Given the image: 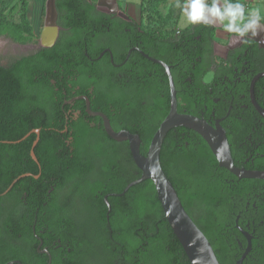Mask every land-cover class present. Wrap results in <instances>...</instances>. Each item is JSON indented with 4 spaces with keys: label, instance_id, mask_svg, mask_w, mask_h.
<instances>
[{
    "label": "flooded vegetation",
    "instance_id": "1",
    "mask_svg": "<svg viewBox=\"0 0 264 264\" xmlns=\"http://www.w3.org/2000/svg\"><path fill=\"white\" fill-rule=\"evenodd\" d=\"M86 1L100 15L92 38L62 37L68 30L58 25L57 13L50 43L11 40L10 52L0 58L5 70L25 60L36 66L29 75L34 84L0 103V264H91L87 231L103 230L109 242L116 218L151 216L136 205L152 182L128 187L142 173L130 142L113 139L107 126L136 136L146 157L170 112L169 74L177 113L222 130L235 168L264 172V118L251 98L257 78L253 98L264 110V29L243 40L227 32L219 42L221 27L190 24L186 38L147 31L119 0H102L101 6ZM23 105L24 116L8 112ZM172 146L181 159L196 157L198 181L168 172L177 178L180 197L190 201L188 215L199 229L210 230L219 264H264V180L239 179L220 167L208 144L183 127L163 140L166 177L161 157ZM197 183L211 188L207 202Z\"/></svg>",
    "mask_w": 264,
    "mask_h": 264
},
{
    "label": "trees",
    "instance_id": "2",
    "mask_svg": "<svg viewBox=\"0 0 264 264\" xmlns=\"http://www.w3.org/2000/svg\"><path fill=\"white\" fill-rule=\"evenodd\" d=\"M20 4L24 6L21 13L22 24L13 26L4 21H0V37L7 36L14 41L22 43L29 41L23 34L27 33L33 36V29L27 19L26 0H20ZM55 5L58 13V25L68 30L61 34L62 37L69 36L68 33L71 32L73 38H92L95 32L93 27L100 21V15L96 12L93 3L86 0H55ZM192 31L193 29L185 28L179 32H181L180 36L188 38ZM34 69H36V66L26 60L19 62L8 70L0 66V103L2 102L1 100H3V102L11 100V95L16 89L22 90L28 84H34V82L29 79V75H31L30 73ZM6 94H8V98H6ZM26 110V105H23L22 109L20 108L14 111L10 108L8 112L10 114H12V112L17 114L16 112L19 111V113L24 116ZM3 114V108L0 105V135L2 133L3 123L1 120L3 119ZM185 157L186 158L181 159L177 148L172 146L170 153L166 158L161 157V161L165 166L164 169L165 172H167L169 181L176 190L186 210L188 209L190 201L185 202V200L180 197L177 178L174 180L168 172L170 168L169 171L173 172L175 177L185 172L184 176L189 175L198 181L200 177L199 165L196 157H192V155H186ZM182 160L184 161L181 162ZM182 166H184V168ZM197 184L199 186H196L195 189L198 191L199 197L207 202L209 197L205 196V194L210 195L211 190L209 189L211 188L202 189L200 183ZM141 185L142 184L136 186L138 192H141L139 190ZM149 187L150 193H148L147 196L143 191L139 193V200L136 205V211L142 216L145 214L146 210L148 213H151V216L148 215L147 219H133L132 217L125 219L116 218L115 225H113L114 220H111L110 223L113 225V236L110 238L109 242L107 240L109 236L103 230H101V232H86L83 239L84 245L89 249L91 264L95 261L99 264V258L103 259L101 264H190L182 246L164 218L153 185L151 184ZM186 200H188V198H186ZM144 228H147L145 235L138 233ZM200 229L213 246V237L210 230L204 229L202 226Z\"/></svg>",
    "mask_w": 264,
    "mask_h": 264
},
{
    "label": "water",
    "instance_id": "3",
    "mask_svg": "<svg viewBox=\"0 0 264 264\" xmlns=\"http://www.w3.org/2000/svg\"><path fill=\"white\" fill-rule=\"evenodd\" d=\"M113 1L116 3V0ZM101 5L102 0H97V6ZM56 19L57 10L55 0H46L44 27L41 35L43 44L50 43L57 34L58 28ZM48 36L49 41L47 42L45 41V38ZM263 76L264 74L260 75V77ZM256 79L257 78H254L251 84V98L253 99L257 111L264 118V110L255 103L253 98L252 89ZM169 80L172 91L170 112L154 134L146 157H142L139 153V139L136 136L130 135L126 132L115 134L108 126L107 132L117 141L130 142L135 164L140 169L142 175L137 181L131 183L128 187L145 180H150L152 182L164 218L182 246L190 264H219L210 242L184 209L176 190L161 168L160 150L163 140L170 130L177 127L187 128L196 132L208 144L220 167L226 169L239 179L264 180V172L242 171L235 168L232 163L226 137L222 130H213L203 121L195 117L179 115L176 111L174 87L170 74ZM241 263L242 259L237 262V264Z\"/></svg>",
    "mask_w": 264,
    "mask_h": 264
},
{
    "label": "rangeland",
    "instance_id": "4",
    "mask_svg": "<svg viewBox=\"0 0 264 264\" xmlns=\"http://www.w3.org/2000/svg\"><path fill=\"white\" fill-rule=\"evenodd\" d=\"M92 1L94 3L96 2V0ZM174 3L175 0H119L121 9L130 15L140 26L149 32H158L162 34L168 31L177 32L188 25L180 10L174 7ZM33 4L34 3L31 4L30 8L33 7ZM22 9H24V6L20 4V0H0V21H4L13 26L21 25ZM42 17H44L43 14ZM42 25L41 19H39L37 26L33 28L34 35L32 36L24 33V37L29 41L42 40ZM226 33L227 32L223 29L217 32L219 42H223L220 41V37ZM11 40L14 41L7 36L0 37V58L3 57V52H10V44L8 45V43H15ZM22 43H27V41ZM102 261L103 259L99 258V264H101ZM97 263L98 262L95 261L93 264Z\"/></svg>",
    "mask_w": 264,
    "mask_h": 264
},
{
    "label": "clouds",
    "instance_id": "5",
    "mask_svg": "<svg viewBox=\"0 0 264 264\" xmlns=\"http://www.w3.org/2000/svg\"><path fill=\"white\" fill-rule=\"evenodd\" d=\"M174 7L188 24L219 26L238 40L264 29V9L247 8L240 0H175Z\"/></svg>",
    "mask_w": 264,
    "mask_h": 264
},
{
    "label": "crops",
    "instance_id": "6",
    "mask_svg": "<svg viewBox=\"0 0 264 264\" xmlns=\"http://www.w3.org/2000/svg\"><path fill=\"white\" fill-rule=\"evenodd\" d=\"M27 2V19L30 23V26L35 28L38 24V21L40 19L39 14H41V10L43 8L44 0H26ZM241 3H245L247 8H253V7H260L261 9H264V0H240ZM33 4V7L30 8L31 4ZM134 20V19H133ZM190 24L185 26L183 29L187 28ZM181 29V30H183ZM179 30V31H181ZM177 31V32H179Z\"/></svg>",
    "mask_w": 264,
    "mask_h": 264
}]
</instances>
